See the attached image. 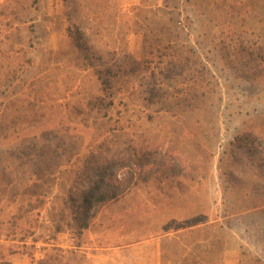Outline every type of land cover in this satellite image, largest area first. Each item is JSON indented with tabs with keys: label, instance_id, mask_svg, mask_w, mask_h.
<instances>
[{
	"label": "rangeland",
	"instance_id": "374dc122",
	"mask_svg": "<svg viewBox=\"0 0 264 264\" xmlns=\"http://www.w3.org/2000/svg\"><path fill=\"white\" fill-rule=\"evenodd\" d=\"M0 264H264V0H0Z\"/></svg>",
	"mask_w": 264,
	"mask_h": 264
},
{
	"label": "trees",
	"instance_id": "16d2710c",
	"mask_svg": "<svg viewBox=\"0 0 264 264\" xmlns=\"http://www.w3.org/2000/svg\"><path fill=\"white\" fill-rule=\"evenodd\" d=\"M140 163L141 164L139 165V168H141L143 166V162L141 161ZM105 188L110 189L109 192H111V193H104L103 195L99 196L97 199H94V200H92V198H89V199L87 198L86 203L91 205V206L98 205V204L103 205V204H106V203H108L114 199H117L120 196V194L116 193L115 188H117V186L114 185V183H109L107 186H105ZM100 190H102L101 184H100V182H97V185L95 187V191L100 192ZM108 194L111 195L110 199L106 198V195H108ZM92 197H94V196L92 195Z\"/></svg>",
	"mask_w": 264,
	"mask_h": 264
}]
</instances>
